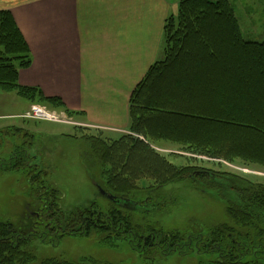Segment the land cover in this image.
I'll list each match as a JSON object with an SVG mask.
<instances>
[{
  "label": "trees",
  "instance_id": "obj_1",
  "mask_svg": "<svg viewBox=\"0 0 264 264\" xmlns=\"http://www.w3.org/2000/svg\"><path fill=\"white\" fill-rule=\"evenodd\" d=\"M163 45V59L148 68L131 92V133L107 142L101 138L103 131L96 130L97 135L85 141L82 160L92 180L116 200H110L106 209L93 200L87 206L64 211L59 191L47 182L42 168L29 163L26 155L21 157L14 167L27 163L28 168L38 170L27 177L35 215L20 226L0 222V264L33 261V239L55 245L65 235L93 234L109 245L125 239L138 249L136 242L151 250L161 248L164 253H212L216 259L210 264H259L262 258L252 256L256 248L262 250L256 254L264 258V185L221 172L244 203L241 210L236 207L230 214L241 235L235 242H241L242 249L222 234L218 225L210 227L204 238L178 231L160 238L156 233L142 236L144 227L134 224L132 211L125 209L139 204L129 199L131 195L150 193L182 179L201 188L216 184L218 193L222 191L217 183L209 185L202 175H195L203 168L177 167L139 135L149 138L156 134L197 153L231 154L246 162L264 164V41L243 37L229 0H178L176 14H169L164 21ZM30 63V51L17 23L10 10L1 9L0 89L16 92L29 102L77 114L66 109L60 98L44 96L38 87L18 83L19 70ZM172 84L180 89L179 99L166 96L163 87ZM143 179L152 185L140 188L138 182ZM33 227L39 232L32 233ZM193 241L196 246L192 247ZM88 260L47 258L40 264H83Z\"/></svg>",
  "mask_w": 264,
  "mask_h": 264
},
{
  "label": "rangeland",
  "instance_id": "obj_2",
  "mask_svg": "<svg viewBox=\"0 0 264 264\" xmlns=\"http://www.w3.org/2000/svg\"><path fill=\"white\" fill-rule=\"evenodd\" d=\"M229 1L234 10L233 3ZM255 1L256 3H253L255 11L257 12L259 8L260 16L262 12L264 13V5H260L262 0ZM173 14L176 13L173 11ZM163 89L168 92L166 96L174 100L182 96L178 94L180 89L174 84ZM158 91L160 89L156 90ZM28 105L29 108L33 105L42 107L55 115L56 119L27 118L25 114L29 109L23 110ZM76 117L42 102H29L16 92H5L0 89V222H11L20 226L25 223L26 218L32 216L31 212H34V206L30 204L33 199L27 177L38 170L28 168L27 163L22 167H14L25 155L29 163L42 168V174H45L47 182L59 191V204L62 210L70 211L75 207H84L93 200L97 201L100 208H108L110 199L99 193L98 184L92 180L82 160L87 149L85 141L89 142V136L95 137L97 131L85 126L75 127ZM129 125L128 121V131L123 134L131 133ZM139 137L177 167L229 173L252 184L264 185V164L246 162L231 154L212 156L197 153L188 149L187 145L158 137L156 134H150L149 138L142 135ZM101 138L108 142L119 136L103 132ZM138 185L144 188L151 186L152 182L143 179ZM129 199L135 204L139 202L137 208L128 206L125 209L132 211L134 224L144 227L142 236L156 233L157 238H160L166 233L178 231L196 237L203 235L204 238L208 236L210 227L226 220L224 203L200 191V188L193 187L184 179L163 188H156L150 193L131 195ZM147 225L150 228L147 229ZM192 243V247L196 246L194 241ZM30 244L35 259L26 264H40L47 258L68 261L88 258L89 260L83 264H210L216 259L215 255L208 252L196 250L187 253L174 251L164 253L161 248L151 250L139 246L137 242L139 249L132 248L125 239L109 245L102 241L98 234L65 235L55 245L41 243L36 239ZM244 259L251 260L250 257ZM259 264H264V259H259Z\"/></svg>",
  "mask_w": 264,
  "mask_h": 264
},
{
  "label": "crops",
  "instance_id": "obj_3",
  "mask_svg": "<svg viewBox=\"0 0 264 264\" xmlns=\"http://www.w3.org/2000/svg\"><path fill=\"white\" fill-rule=\"evenodd\" d=\"M231 2L243 37L264 40L256 1ZM1 9L10 10L30 51L18 83L60 98L77 113L76 125L117 137L128 131L133 88L163 59L164 21L178 0H0Z\"/></svg>",
  "mask_w": 264,
  "mask_h": 264
},
{
  "label": "flooded vegetation",
  "instance_id": "obj_4",
  "mask_svg": "<svg viewBox=\"0 0 264 264\" xmlns=\"http://www.w3.org/2000/svg\"><path fill=\"white\" fill-rule=\"evenodd\" d=\"M195 175H197L199 177V175L203 176V179L209 183L213 181V183H217L220 187L222 188V191H220V193H218L217 190H219L216 186V184H214V186H210L208 188H201L198 185H193V187L195 188H200V191H203L205 193H208L209 195L213 196L214 198L218 199L219 201H221L222 203H224V209H225V215H226V220L224 221H220L218 224L214 225L217 226L218 228L221 229L222 234L224 233L225 236L227 238H229L232 242H235L236 240H239L241 238L240 233L237 231L238 230V226L237 223H234L235 221H233L230 218V214H232L233 211L236 210V207L239 208L241 210L240 207H242V205L244 204L238 197V193L229 188V179L225 176L222 175V173L217 174V173H213V171L211 170H199V171H195ZM195 176H193L194 178ZM226 190H225V188ZM33 213L32 215H35V212H31ZM232 222V223H231ZM34 229H30V231L34 234L38 233V229H36L35 227H33ZM239 233V234H238ZM40 236V235H37ZM236 245L238 246V248L242 249V245L241 242H235ZM256 251L259 252V250L253 249L252 252V256L255 258H262V255H258L256 254ZM248 251L246 250V253ZM262 253V250L259 252ZM240 255H242V253H239ZM229 259V257H228Z\"/></svg>",
  "mask_w": 264,
  "mask_h": 264
},
{
  "label": "built area",
  "instance_id": "obj_5",
  "mask_svg": "<svg viewBox=\"0 0 264 264\" xmlns=\"http://www.w3.org/2000/svg\"><path fill=\"white\" fill-rule=\"evenodd\" d=\"M26 113L27 114H25V116L27 118H32V119H36V120H47V119H52V118L56 119L55 115H52L51 113H49L44 108L36 106V105L31 106L29 108L28 112H26Z\"/></svg>",
  "mask_w": 264,
  "mask_h": 264
},
{
  "label": "water",
  "instance_id": "obj_6",
  "mask_svg": "<svg viewBox=\"0 0 264 264\" xmlns=\"http://www.w3.org/2000/svg\"><path fill=\"white\" fill-rule=\"evenodd\" d=\"M99 193L104 195L107 199L110 200H116V197L112 194L107 193L105 190H103L101 187L98 186Z\"/></svg>",
  "mask_w": 264,
  "mask_h": 264
}]
</instances>
